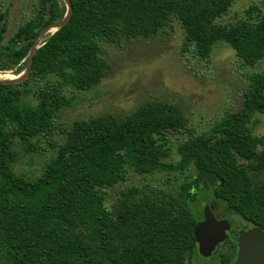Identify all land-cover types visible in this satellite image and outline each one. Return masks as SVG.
<instances>
[{
  "label": "trees",
  "instance_id": "1",
  "mask_svg": "<svg viewBox=\"0 0 264 264\" xmlns=\"http://www.w3.org/2000/svg\"><path fill=\"white\" fill-rule=\"evenodd\" d=\"M69 1L70 21L36 51L29 76L0 83V264H205L199 261L214 257L216 264H234L239 230L264 231V136L253 133V116L264 115V73L248 75L237 112L177 143L176 163L165 162L173 152L170 136L191 131L175 104L150 101L130 115L79 120L70 128L58 119L74 100L67 88L89 92L106 77L102 40L156 38L178 22L182 54L209 61L226 44L244 66H257L264 60V2L250 7L244 21L223 25L243 0ZM66 13L62 0H40L8 44L9 11L0 13V73L21 74L35 39ZM29 96L35 106L23 103ZM41 138L56 157L40 178L17 175V148L41 154ZM192 167L196 179L177 194L134 186L112 210L107 206L108 190L126 182L129 168L183 175ZM206 205L232 226L210 258L200 255L194 236ZM226 247L229 254L222 253Z\"/></svg>",
  "mask_w": 264,
  "mask_h": 264
},
{
  "label": "rangeland",
  "instance_id": "2",
  "mask_svg": "<svg viewBox=\"0 0 264 264\" xmlns=\"http://www.w3.org/2000/svg\"><path fill=\"white\" fill-rule=\"evenodd\" d=\"M262 1L264 2L237 1L219 23L232 25L244 21L246 11L255 4L261 6ZM39 2L40 0H0V13L9 11L4 43L8 44L18 29L33 18ZM49 36L50 34L43 37L41 45ZM183 41L184 31L178 22H174L156 38H121L117 43L100 41L103 58L109 65L106 77L89 92L71 89L72 92L67 88L66 95L74 97V100L71 107L62 110L58 123L70 128L75 121L94 119L107 114L124 117L150 101L175 104L189 119L191 131L183 136H170L173 152L165 162L176 163L179 160L174 151L177 143L192 136V132L209 133L214 123L226 112H237L242 106V93L248 88V75L255 72L264 73V60L253 68L244 66L226 44L217 45L209 61H201L192 54H182ZM7 64L12 67L10 63ZM15 70L16 68H11L10 71L0 74V78H15ZM23 103L35 106L37 101L33 96H29L24 98ZM253 121L256 123L253 127L254 135L264 136V115H254ZM55 136L60 143L64 142V136ZM47 142L48 138H41V145L46 148L41 154H26L17 148V175L29 180L43 175L47 163L57 154L47 146ZM194 179V167L183 175L168 172L140 175L129 168L126 182L108 190L106 203L112 210L120 200L121 192L134 186L142 190L177 194L186 181L191 182ZM230 251V248L226 247L222 253L229 254ZM200 262L217 263L215 257Z\"/></svg>",
  "mask_w": 264,
  "mask_h": 264
},
{
  "label": "water",
  "instance_id": "3",
  "mask_svg": "<svg viewBox=\"0 0 264 264\" xmlns=\"http://www.w3.org/2000/svg\"><path fill=\"white\" fill-rule=\"evenodd\" d=\"M63 1L67 7V13L64 19L61 22L52 24L41 31V33L35 39L29 53L27 68L21 74L16 75L15 78L0 79V83L6 85H15L21 83L29 76L36 51L43 45H41L43 37L50 34L48 37L49 39L57 31L65 27L71 19L72 5L69 0ZM231 231L232 226L230 222L224 219L217 220L210 207L206 205L204 207V221L200 222L194 231V236L198 243L200 255L204 258L212 257L217 248L230 237ZM236 241L238 251L234 264H264L263 230L257 227L241 229L238 232Z\"/></svg>",
  "mask_w": 264,
  "mask_h": 264
},
{
  "label": "bare ground",
  "instance_id": "4",
  "mask_svg": "<svg viewBox=\"0 0 264 264\" xmlns=\"http://www.w3.org/2000/svg\"><path fill=\"white\" fill-rule=\"evenodd\" d=\"M23 75H25V74H23ZM23 75H22V76H23ZM22 76H21V77H22ZM0 79H2V78H0Z\"/></svg>",
  "mask_w": 264,
  "mask_h": 264
}]
</instances>
